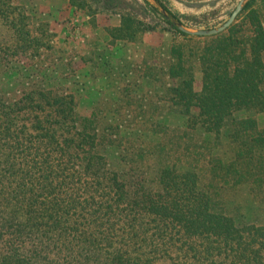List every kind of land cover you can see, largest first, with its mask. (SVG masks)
<instances>
[{
  "label": "trees",
  "instance_id": "1",
  "mask_svg": "<svg viewBox=\"0 0 264 264\" xmlns=\"http://www.w3.org/2000/svg\"><path fill=\"white\" fill-rule=\"evenodd\" d=\"M113 1L70 3L84 10L97 4L95 14L121 10ZM25 2L0 0V21L17 52L8 55L4 72L19 91L0 97V264L258 259L264 213L252 210L251 192L264 191V129L253 115L239 118L238 112L264 113V20L249 13L239 31L235 24L203 47L205 39L167 20L175 35L199 44L186 53L175 43V52L165 51V66L117 68L98 53L105 79L117 85L116 107L109 110L123 109L125 94L140 88L143 75L170 96L160 104L139 102L142 112L153 108V114L106 119L93 105L92 117L81 114L84 87L70 72L35 66L23 76L35 73L36 80L18 87L14 63L28 51L33 55L42 40L29 29ZM160 2L175 17L198 22ZM128 19L121 13L120 24L106 28L110 43L137 33L129 31ZM198 69L201 91L194 89ZM163 108L166 116L158 113Z\"/></svg>",
  "mask_w": 264,
  "mask_h": 264
},
{
  "label": "rangeland",
  "instance_id": "2",
  "mask_svg": "<svg viewBox=\"0 0 264 264\" xmlns=\"http://www.w3.org/2000/svg\"><path fill=\"white\" fill-rule=\"evenodd\" d=\"M90 1L97 3L96 0ZM137 1L138 3L132 0H114L111 4L118 6L117 8L121 10L93 14L96 11L97 4H93V10H84L73 6L70 0H26L25 7L27 8L26 15L28 17L29 29L33 35L42 36V40H40L41 47L39 50H30L33 55L28 51L24 53L25 56L21 61L14 63V66H16L14 69L19 71L15 77L18 87L20 86L19 88L22 90V85L26 81L29 84L33 80H36L35 73H32L30 77H24V72L29 74L33 67L43 66L49 71L58 69L59 74L66 75V73L70 72L71 75L80 80L78 81L79 86L82 84V87H84L79 99L80 112L83 116L92 117L90 105L95 107L98 118L107 119L110 118L109 116L114 115L126 117L138 115L139 113H145L146 115L153 114V108L147 112H142L141 109H144L145 106L143 104L145 103L140 106L139 102L150 101L147 105L160 104L165 98L169 99L170 96H164L162 92H157L156 83H152L150 80L147 83L146 76L144 75V81L141 80L140 88L138 86L129 88L132 91L129 94H125L127 101L124 102L125 106L123 109L120 108L119 112L109 110L113 106L116 107L113 103L118 97L115 89L117 85H109L107 79H105L103 66L101 65L102 62L98 58V53L107 54L109 56L108 62L117 68L124 66L126 63L129 66L130 64L137 65L139 63L138 65L150 68L165 66L164 57L167 56L165 51L167 50L168 53L169 51L175 52V49H173L175 43L181 42V46L185 48L186 53L189 50V46L192 47L194 45L196 47L199 43L194 40L185 41L184 37L177 36L171 31L169 28L170 24L168 23L170 20L162 14L158 7L157 3L164 7L160 0ZM167 1V5L171 7L173 12L199 17L198 22H192L184 18V16L181 19L177 17L185 25L192 29H211L224 24L242 0ZM248 5H250L249 9H246ZM252 12L256 18L264 20V0H248L247 5L237 16L233 24L216 35H229V29L235 24L234 31H239L242 28L241 24L246 21L249 13L251 14ZM121 13L130 18L128 19V21H131V26L129 27L132 28L129 31L134 32L135 29H138V31L133 35L132 39H117L112 44L107 40L112 38L105 36L107 33L106 28L118 26L121 21ZM216 35L190 36L200 37L202 40L205 39V44L200 43L203 47L212 43H210L211 40L208 37ZM14 42L15 40L11 36L9 26L6 25L5 21H0V97L11 98L13 95H19V91L15 92L14 86L16 84L13 85L9 82L12 77L10 78L4 72L8 64L7 61H10L8 55H17L16 50L13 48ZM36 53H38L37 57ZM195 72L196 83L194 89L195 91H201L202 72L199 69ZM69 77L72 78L70 75ZM108 81L112 84V80L108 79ZM131 81H134L133 77ZM123 85L126 86L127 82H123ZM130 100L131 103L129 104ZM132 106L135 107V110L129 109ZM158 113L163 116L167 115L165 108L158 111ZM248 114L255 117L260 130L264 129V113L262 111L242 109L238 112V117L244 118ZM108 120L112 121V119ZM123 125L128 131L131 128L128 123L127 125L129 126ZM112 163L114 165L116 162ZM263 192L261 189L257 193L251 192L254 198L252 210L255 208L259 212L264 213ZM173 229L178 230L179 228L174 227ZM187 241L189 242L190 240ZM257 254H259V257L256 260H243L244 257H242L240 259L237 258L236 263H232L231 259H229L225 264H264V249H261ZM223 261L225 259H215L213 264H220ZM208 263L209 260L205 259V264Z\"/></svg>",
  "mask_w": 264,
  "mask_h": 264
},
{
  "label": "water",
  "instance_id": "3",
  "mask_svg": "<svg viewBox=\"0 0 264 264\" xmlns=\"http://www.w3.org/2000/svg\"><path fill=\"white\" fill-rule=\"evenodd\" d=\"M248 0H242L236 7V9L233 11L232 15L230 18L221 26L211 28V29H192L189 26L185 25L181 20H179L177 17H175L173 14H171L167 9L162 7L159 3L158 7L161 10L162 14L170 20V22L178 27L181 31L188 33L190 35L194 36H211V35H216L218 33L223 32L226 30L230 25L233 24V22L236 20L237 16L241 13V11L245 8L247 5Z\"/></svg>",
  "mask_w": 264,
  "mask_h": 264
}]
</instances>
